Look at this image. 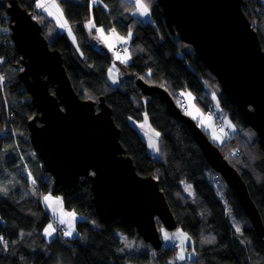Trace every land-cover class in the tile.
<instances>
[{
    "label": "trees",
    "instance_id": "16d2710c",
    "mask_svg": "<svg viewBox=\"0 0 264 264\" xmlns=\"http://www.w3.org/2000/svg\"><path fill=\"white\" fill-rule=\"evenodd\" d=\"M244 1L242 10L264 49V0ZM18 2L34 15L33 0ZM144 2L151 21L133 11L134 0H57L75 40L66 32L54 30L53 21L45 15L48 22L44 24L41 20L43 34L50 47L61 52L66 72L79 96L96 101L100 95L104 96L120 129V142L132 157L136 170L158 179L178 226L192 239L196 255L190 264H264L263 241L221 177L223 196L217 193L211 180L216 172L206 162L189 129L169 114L166 104L156 94L145 95L134 80L141 78L161 86L174 100L175 93L185 89L205 112L207 103L216 95L237 125L236 130L217 144L218 148L244 179L263 222L264 149L192 46L168 29L157 1ZM6 7L7 0H0V27L4 28L0 29V73L4 77L0 87V264H126L128 260L140 264H177L169 262L176 245L162 244L154 250L134 227L118 219L109 224L100 222L91 201L88 178L81 177L70 189L54 186L52 175L45 170L29 140L27 121L37 111L18 77L22 69L21 55L6 26ZM89 18L96 26H111L119 33L127 34L129 30L132 33L124 46L131 56L124 63L128 76L119 84L113 85L108 80L107 69L115 61L87 33L84 25ZM217 111L222 114L223 124L224 111ZM143 113L150 126L159 132L158 155L148 151L145 138L132 123L141 120ZM20 149L24 158L18 161ZM182 181L191 186L192 195L183 194ZM43 192L59 194L65 210L83 216L75 223V235L68 237L63 227L66 240L55 231L53 238H45L43 228L54 218H50L43 206ZM233 220L242 221L241 231L235 229ZM54 223L62 224L57 219L53 226ZM161 225L157 220L158 228ZM117 228L131 239V245L118 236ZM143 244L150 251L141 250Z\"/></svg>",
    "mask_w": 264,
    "mask_h": 264
},
{
    "label": "water",
    "instance_id": "95a60500",
    "mask_svg": "<svg viewBox=\"0 0 264 264\" xmlns=\"http://www.w3.org/2000/svg\"><path fill=\"white\" fill-rule=\"evenodd\" d=\"M156 1L168 29L192 46L264 149V49L242 10L245 1ZM6 14L10 38L21 55L18 77L38 113L27 121L29 140L52 175L54 186L70 189L81 177L88 178L99 221L109 224L118 219L134 227L155 250L159 249L162 240L157 220L168 230L177 222L158 179L140 174L132 157L126 154L119 139L120 129L104 96L97 101L79 96L61 52L50 47L41 24L18 0H7ZM103 51L112 59L109 49ZM134 81L145 95L156 94L169 114L186 125L206 162L232 190L264 243L260 212L244 179L218 145L165 88L141 78Z\"/></svg>",
    "mask_w": 264,
    "mask_h": 264
},
{
    "label": "rangeland",
    "instance_id": "374dc122",
    "mask_svg": "<svg viewBox=\"0 0 264 264\" xmlns=\"http://www.w3.org/2000/svg\"><path fill=\"white\" fill-rule=\"evenodd\" d=\"M41 2L45 4V7L44 8H40L41 11H38L36 9L37 3H41ZM33 3H34L33 14L34 15H36V14L38 15V18L36 16H35V18L37 20L38 19L43 20L42 19V16L45 15L43 12H46L47 11L45 9H47L48 4H49V7H52L51 5L53 3V0H33ZM53 8H55V7H53ZM59 10H60V12H62L60 8H59ZM133 11L136 14H138L139 16H141L139 14V11L137 10V7H136V0H134ZM148 12H149V10H148ZM142 18L144 20H147V21H151L152 20L151 15H150V12H149V14L147 16H142ZM57 19H58V24L57 25H55V23L53 22L54 23V26H53L54 30H56L58 32H60V31L66 32L67 35L69 36V38L71 40H73V37H74L73 32H72V35L71 36L68 33V28L70 27L69 23L67 22V26L66 27H61V25L64 24V22L66 20H64L65 18L63 19L61 17H58ZM90 21L93 23V20L91 18L87 19L86 20V23H89ZM39 23H40V21H39ZM6 26H7V29L9 31L8 25H6ZM41 26H43V25H41ZM84 26L86 28L87 33L89 35H91V36L93 35V38H94L96 44L98 45V44H101L102 43V45L104 46V48L109 49V51H110V53H111V55L113 57V60L115 62H118V64H117V63H115V62L112 61L111 64H109V68L107 69L108 72H109V69H112L113 68V66H115V69L111 73L109 72V75L107 77H108V80H109V82L111 84H113V85L119 84L120 81L123 80L125 78V76H126V71L124 69V63L128 62L130 60V57H131L130 56L129 49L126 47V49L124 50L125 44H127L128 41L130 40V38L128 37V33L131 32V31L129 30L127 34H124V33H119L115 28H110L111 26L108 27V28H104L103 26H96V25H95V27H92V28H90L89 25H84ZM97 28H102L104 30L103 31V34H101L100 32H97V30H96ZM0 29H4V28L3 27H0ZM112 30H115V34H113V31ZM42 32H43V29H42ZM94 33H99L100 36H102L103 38L106 37L107 38V44H106V42H102L101 41V40H104L105 41V39H103L100 36H95ZM47 34H48L49 37L51 36V34L49 32ZM117 37H123V38H125L126 43L125 42H121V40H119ZM109 45H111V47H109ZM123 50H124V52L118 53V52H121ZM118 55H119L120 59L117 58ZM122 60H125L126 62H121ZM2 77H3V75L0 73V87H1V83L4 80V77L3 78ZM185 91H187V90L180 89L179 91H177L175 93V95H176L175 101L176 100L178 101L180 107L182 109H184V111H185L186 114H188L189 116H191L193 119L196 120L197 124L201 128H203V130H204V132L206 134L209 135V138L211 139V141H213L215 144H220L228 136L229 132H232V131L236 130L237 125L233 122V120L225 112L226 110H224V108L221 106V104L219 103L216 95H215V99H213V97H212V100L209 101L207 104L213 103L214 107L217 108V103H218L219 107L217 109L220 110V111L223 109V111H224L223 114H225V116L223 115V124H222V127H221V128H223V132L220 131L221 128L220 129H217L215 127V122H214V119H213L212 115L209 114V113H207V112H205V111H203L200 107L198 108L199 111H200V113H201V116L199 118H195L193 116L192 109H190L191 110V113L188 112V111H186V105L183 106L181 104V101L182 100H186L185 98L182 97V93H184ZM187 93H188V91H187ZM219 114L221 115V118H222L221 112H219ZM145 117H147V116H146L145 113H143V117H142L141 120H138V121L133 120L132 123L134 124L135 127H137V130L145 138L146 144H147V147H148V151H150L151 153H154L155 155H158L157 140H158V137L159 136L157 137L156 136V133H159V132L150 126L148 119L145 121ZM225 121H230L231 124L233 125L234 130H233V128H229L227 126V124L225 123ZM212 123H213V125H212ZM202 124H205V125L207 124V125L206 126H201ZM241 131H244V129L242 128ZM244 132H246V131H244ZM214 135L217 136V137H219V139L218 140H214L213 139V136ZM152 145H155V147H153ZM211 180H212V183L214 184V186H215V188L217 190V193L219 195L223 196V185L221 183L219 174H216V173L212 174ZM182 187H183V194L184 195L187 194V195L190 196V195L193 194V190H192L191 186L189 184L185 183L184 181H182ZM45 196H48L50 198V202H51V205L52 206L58 207L60 205V203H61V197H60L59 194H53L52 192H43L42 193V203H43V206L46 209H49L50 208V205H49L48 200L45 201V199H44ZM61 211L63 213H65V214L62 216V214L60 213L58 215V217H56L55 215H52L51 213H48L49 216H50V218H54V219L51 222L49 220L45 224V226L43 228V235L45 236V238L47 240H50L51 238H53L55 236V232H52L51 235H48V234L45 233V229L48 227V225L51 224L53 226V222L56 220L55 218H59V219L62 220L63 217L66 215V213H68L67 211H63V210H61ZM70 213L76 214L73 211H70ZM76 215H78L79 217L75 218L74 220L65 221V223H62L61 224V226L64 227L65 229L66 228H69V229L72 228L76 232L75 223L77 222V220L83 218V216L80 215V214H76ZM73 217H75V215H72L71 216V218H73ZM0 221H1V219H0ZM233 222H234L235 229L236 230L239 229V231H241L240 225H241L242 221L233 220ZM53 228H54V226H53ZM158 229H159V233H160V236H161V240H162V244L163 245H169V244L176 245V251H175L174 255L171 258H169V262H176L177 264H190V260L193 259L196 254H195V248L192 246V239H191L190 235L188 234V232L185 231L184 229H182L181 226H177L173 230H168L163 225H161L160 228H158ZM115 231H116V233L118 234V236L121 239L126 240L127 244H129V245L132 244L131 239H127L126 235L120 229L117 228ZM164 232H167L169 234V236L172 237V238L171 239H168V240H165L164 239ZM177 232H181V233L186 234V236L189 237V239L186 240V241H184V243L182 244L181 243V238L176 237V236L173 235L174 233H177ZM141 247H142V248H140L141 250L150 251L149 246L147 244H143V245H141ZM137 250H139V247H138ZM181 254L185 257L182 260L181 259H178V256L181 255ZM149 256H150V262L152 263V259H151L152 258V253L149 252ZM126 264H140V263H138L136 261H133V260H128L126 262Z\"/></svg>",
    "mask_w": 264,
    "mask_h": 264
},
{
    "label": "snow or ice",
    "instance_id": "6c2138e0",
    "mask_svg": "<svg viewBox=\"0 0 264 264\" xmlns=\"http://www.w3.org/2000/svg\"><path fill=\"white\" fill-rule=\"evenodd\" d=\"M51 6L59 9V5L55 3V0H53V3H52ZM37 7L44 8L45 7V4L42 3V2L41 3H37ZM136 7H137V10L139 11V14L141 16H147L149 14V12H148V5L144 2V0H136ZM45 10H47V9H45ZM49 14L51 15V13H49ZM61 15H63L62 12H61ZM66 26H67V21H65L64 24L61 25V27H66ZM89 27L92 28V27H95V25L90 21L89 22ZM96 30H97V32H100L101 34H103V31L104 30L102 28H97ZM112 31H113V34H115V30H112ZM68 33H69L70 36L72 35V30H71L70 27L68 28ZM131 35H132V33L129 32L128 33V37L130 38ZM117 38L119 40H121V42H125L126 43L125 38H123V37H117ZM104 39H105V42L107 43V38L105 37ZM73 40H75L74 37H73ZM109 47H111V45H109ZM117 58L120 59L119 55L117 56ZM121 62H126V61L125 60H122ZM114 69H115V66H113L112 69H109V72L111 73ZM213 99H215V95L213 96ZM218 107H219V105L217 103V108ZM146 120H147V117H145V121ZM225 123L227 124V126L229 128H233V125L231 124L230 121H225ZM233 130H234V128H233ZM220 131L223 132V128H221ZM156 136L158 137L159 136V133H156ZM213 139L214 140H218L219 137H217V136L214 135L213 136ZM152 146L155 147V145H152ZM44 199H45V201H47V200H49V197L48 196H45ZM67 215L68 216H72L74 214L73 213H68ZM60 223H65V221L61 220ZM237 230L239 231V229H237ZM54 231H55V229L53 228V226L51 224H49L48 227L45 229V233L48 234V235H51L52 232H54ZM71 234H72L71 231L65 233V235H71ZM173 235L176 236V237L181 238V243L182 244L184 243V241H186V240L189 239V237H187L186 234L181 233V232L174 233ZM171 238L172 237H170L167 232H164V239L165 240H168V239H171ZM0 242H2V238H0ZM184 258L185 257L182 254L178 256V259H181L182 260Z\"/></svg>",
    "mask_w": 264,
    "mask_h": 264
},
{
    "label": "crops",
    "instance_id": "0c3cea01",
    "mask_svg": "<svg viewBox=\"0 0 264 264\" xmlns=\"http://www.w3.org/2000/svg\"><path fill=\"white\" fill-rule=\"evenodd\" d=\"M93 1H97V0H93ZM55 2H56V4H57V1L55 0ZM36 9L38 10V11H41L40 10V8L39 7H36ZM44 14H45V17H49L54 23H55V25H57L58 24V17H61V18H63L64 19V17L61 15V12H60V10L59 9H57V8H53V7H49V4H48V7H47V11L46 12H43ZM49 13H51V15L49 14ZM65 20V19H64ZM47 22H48V20H46V18H44V24H47ZM85 25H89V23H85ZM95 34V36H100V34L99 33H94ZM100 37H102V36H100ZM103 38V37H102ZM104 39V38H103ZM102 42H105L104 40H101ZM102 44V43H101ZM107 44V43H106ZM109 75V72L107 71V76ZM189 93L190 92H188L187 93V91H185L184 93H183V96L185 97V99H186V111H188V112H190L191 113V110L190 109H192V111H193V116L195 117V118H199L200 116H201V113H200V111H199V107L197 106V105H195L193 102H194V100H193V96L191 95V93H190V95H189ZM207 125V124H206ZM205 124H202L201 126H206ZM212 125H213V123H212ZM203 129V128H202ZM48 202H49V205H50V208L49 209H46L47 211H48V213H51L52 215H55L56 217H58V215L61 213L62 214V216L65 214V213H63L61 210H63V211H67L68 213H70V211H68V210H65L63 207H62V205L60 204L58 207H55V206H52L51 205V202H50V198H49V200H48ZM68 213H66V215L63 217V221H70V220H74L75 218H77V217H79L78 215H76V214H74L75 215V217H73V218H71V216H68L67 214ZM55 219H57V220H59V221H61V219H59V218H55ZM69 231H71L72 232V234L71 235H67L68 237H72L73 235H75L76 234V232L74 231V229H72V228H66V231H65V233H67V232H69Z\"/></svg>",
    "mask_w": 264,
    "mask_h": 264
},
{
    "label": "built area",
    "instance_id": "2783aa9c",
    "mask_svg": "<svg viewBox=\"0 0 264 264\" xmlns=\"http://www.w3.org/2000/svg\"><path fill=\"white\" fill-rule=\"evenodd\" d=\"M181 96V95H180ZM182 97L183 98H185L184 96H183V93H182ZM177 101V100H176ZM178 102V101H177ZM179 104V103H178ZM181 104L183 105V106H185L186 105V100H182L181 101ZM207 113H209V114H211L212 115V117H213V119H214V122H215V127L217 128V129H220L222 126V118H221V115L219 114V111H217V109L214 107V105H213V103H210V104H207ZM18 152H19V159H18V161H20V160H23V156H24V154H22L21 152H20V150H18ZM25 169H27V168H25ZM54 228H55V232L57 233V236H59L62 240H66V238L64 237V234H63V231H62V226H61V224H59V223H54Z\"/></svg>",
    "mask_w": 264,
    "mask_h": 264
},
{
    "label": "bare ground",
    "instance_id": "6f19581e",
    "mask_svg": "<svg viewBox=\"0 0 264 264\" xmlns=\"http://www.w3.org/2000/svg\"><path fill=\"white\" fill-rule=\"evenodd\" d=\"M35 16L38 18V15H37V14L34 15V17H35ZM7 17H8V16H7ZM35 19H36V18H35ZM42 19H43V21H44V15L42 16ZM7 20H8V18H7ZM39 21H40L41 25H43V23H42V21H41L40 19H38V22H39ZM23 86H24V85H23ZM27 93H28V92H27ZM28 95H29V93H28ZM29 100H30V95H29ZM37 114H38V113H37ZM31 118H32V117H31ZM31 118H30V119H31ZM18 148H19V147H18ZM20 152L23 154V151H22L21 149H20ZM17 162H18V161H17ZM16 164H17V163H16ZM185 194H186V193H185ZM186 196H189V195L186 194ZM170 210H171V209H170ZM171 211H172V210H171ZM172 213H173V212H172ZM177 226H178V223H177L176 227H177ZM176 227H175V228H176ZM175 228H173V229H175ZM173 229H172V230H173Z\"/></svg>",
    "mask_w": 264,
    "mask_h": 264
},
{
    "label": "clouds",
    "instance_id": "9594fccd",
    "mask_svg": "<svg viewBox=\"0 0 264 264\" xmlns=\"http://www.w3.org/2000/svg\"><path fill=\"white\" fill-rule=\"evenodd\" d=\"M34 16V15H33ZM216 174H218V173H216ZM220 176V175H219ZM223 180V179H222Z\"/></svg>",
    "mask_w": 264,
    "mask_h": 264
}]
</instances>
